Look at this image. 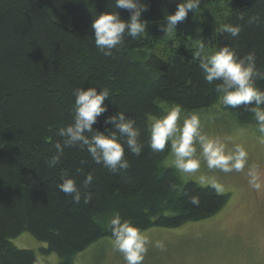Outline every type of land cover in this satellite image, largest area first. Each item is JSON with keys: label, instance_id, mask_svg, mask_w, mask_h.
I'll return each mask as SVG.
<instances>
[{"label": "trees", "instance_id": "obj_1", "mask_svg": "<svg viewBox=\"0 0 264 264\" xmlns=\"http://www.w3.org/2000/svg\"><path fill=\"white\" fill-rule=\"evenodd\" d=\"M179 2L141 0L146 33L135 39L125 34L123 44L106 57L95 47L91 25L104 12L130 17L129 10L114 7V0H0V264H41L34 250L13 243L23 232L45 242L41 251L56 254L58 264H74L96 241L112 238L107 225L117 213L144 232L206 220L228 203L229 196L212 186L193 181L181 186L176 171L162 167L169 145L163 152L148 146L150 115L162 116L161 104L194 111L219 101V81L204 79L195 49L183 43L154 52L165 17ZM204 15L214 16L200 25L205 46H227L238 59L255 54L256 69L264 76V0H201L182 22ZM223 24L238 26L239 35L221 33ZM146 51L151 53L143 58ZM261 76L254 78L255 86L264 91ZM89 87L110 92L95 130L106 133L112 128L106 118L121 111L140 131V156L120 141L127 170L111 173L79 145L65 147L51 165L55 144L63 145L59 129L74 119V92ZM224 107L243 124L256 121L244 105ZM88 174L93 181L85 185ZM64 178L75 181L79 204L59 190ZM85 196H90L88 203ZM191 197H198L199 204H192Z\"/></svg>", "mask_w": 264, "mask_h": 264}, {"label": "clouds", "instance_id": "obj_2", "mask_svg": "<svg viewBox=\"0 0 264 264\" xmlns=\"http://www.w3.org/2000/svg\"><path fill=\"white\" fill-rule=\"evenodd\" d=\"M200 4L201 0H181L174 14L165 17L163 31L166 34L175 31L177 24L187 18L189 11L195 13ZM114 7L129 10L130 17L123 20L116 11L104 12L96 16L91 25L95 47L106 57L111 56L113 50H118L123 44L125 34L135 39L146 33L147 22L141 18L146 5L141 0H114ZM219 30L232 37L240 33V28L231 24H223ZM193 57L199 60V67L208 83L219 81L215 84V91L219 95L220 103L231 108L246 106L254 114L258 132L264 139V91L255 86L254 78L261 76L255 66V54L249 53L238 59L227 46L208 53L205 43L200 40L196 44ZM74 96V119L71 124L59 129V136L64 138L63 145L60 142L55 144L57 155L52 157L51 165L58 163L65 147L79 145L86 148L96 164L103 165L111 173L127 170L130 165L125 158V147L120 141L137 157L143 150V144L139 142L140 131L135 127V121L119 111L105 120V124H111L112 128L106 133L99 132L93 125L107 111L104 101L110 96L109 89L98 91L93 87L87 90L80 88L75 90ZM164 111L163 116L152 118L148 146L153 152H163L166 144L169 145L174 156L172 163L177 170L190 174L200 168V159L196 158L197 145L208 169H218L224 173L244 170L247 153L243 147L237 145L234 151L226 152V145L221 139L202 132L198 113L185 114L179 104L165 105ZM248 175L252 178L250 182L259 187L255 183L257 176L254 171L250 170ZM92 181L93 176L88 174L84 184L90 185ZM205 181L206 178L201 177V182ZM212 186L219 190L220 186L215 182ZM58 188L70 195L74 203H80L81 192L72 178H64ZM190 200L194 205L199 204L198 197H191ZM89 201L90 196H85L84 202ZM107 226L111 231L113 249L123 255L125 264H142L148 250L147 245L153 242L131 221L122 220L118 213L112 216ZM153 246L161 250L165 248L162 240H156Z\"/></svg>", "mask_w": 264, "mask_h": 264}, {"label": "rangeland", "instance_id": "obj_3", "mask_svg": "<svg viewBox=\"0 0 264 264\" xmlns=\"http://www.w3.org/2000/svg\"><path fill=\"white\" fill-rule=\"evenodd\" d=\"M214 16H202L199 21L178 23L176 30L166 34L163 27L161 38L156 42L154 52L185 44L196 50V44L202 40L201 23L208 24ZM184 35L186 40L176 39ZM208 53L218 50L217 45L205 46ZM151 52L146 51L143 58ZM165 105L161 104L164 109ZM185 114L198 113L201 130L204 134L221 139L226 145V152H232L239 145L247 153L243 171L224 173L218 169H208L199 146L196 158L200 159V168L194 173H183L173 165L174 156L170 152L162 162L163 168L176 171L181 186L189 181L201 186L218 184L221 194L229 196L228 203L211 218L188 222L180 227H154L143 233L151 242L162 240L163 250L147 245L142 264H264V139L258 132L256 121L243 124L225 108L220 100L205 110H184ZM165 113H163L164 115ZM162 115V116H163ZM150 115V122L152 118ZM257 176L259 187L251 183L249 171ZM201 177L206 181L201 182ZM213 187V186H212ZM15 246L34 250L41 264H58L56 254L45 255L41 248L45 242L36 239L31 233L23 232L13 240ZM74 264H125L123 255L114 251L112 238H102L75 257Z\"/></svg>", "mask_w": 264, "mask_h": 264}]
</instances>
